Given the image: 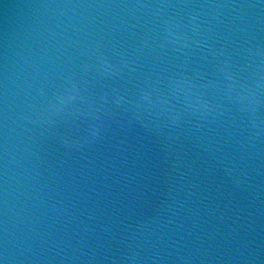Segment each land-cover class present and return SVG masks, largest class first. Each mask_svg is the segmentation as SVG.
I'll use <instances>...</instances> for the list:
<instances>
[{"label": "water", "instance_id": "1", "mask_svg": "<svg viewBox=\"0 0 264 264\" xmlns=\"http://www.w3.org/2000/svg\"><path fill=\"white\" fill-rule=\"evenodd\" d=\"M249 48L264 0H0V264H264V91L254 112L235 99Z\"/></svg>", "mask_w": 264, "mask_h": 264}, {"label": "clouds", "instance_id": "2", "mask_svg": "<svg viewBox=\"0 0 264 264\" xmlns=\"http://www.w3.org/2000/svg\"><path fill=\"white\" fill-rule=\"evenodd\" d=\"M159 8L168 7L167 4L158 5ZM216 7H219L217 5ZM189 21L193 30L199 28L197 18L195 15L189 17ZM167 38L178 46H184L188 43L189 32L186 26L181 24L179 20L168 18L165 20ZM247 55L254 60V73L257 77L255 86L244 87L235 93V99L239 101L242 107L249 111H255L256 105L259 101V93L264 91V49L249 48ZM221 71L225 73L229 80L232 79V73L227 68V65L221 67ZM171 87L174 92L182 94L185 100V105L188 109L201 114H207L214 110L215 105L206 99L198 88L188 79L183 77L176 78L172 81ZM233 85H230L231 91ZM75 98V86L68 84L56 95V97L48 101L47 106L37 113V119L41 122H48L54 113L63 109V106ZM142 99L150 100V93L143 92ZM171 111V110H170ZM175 118V116H173ZM93 132L98 129L93 127Z\"/></svg>", "mask_w": 264, "mask_h": 264}]
</instances>
